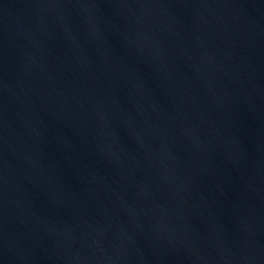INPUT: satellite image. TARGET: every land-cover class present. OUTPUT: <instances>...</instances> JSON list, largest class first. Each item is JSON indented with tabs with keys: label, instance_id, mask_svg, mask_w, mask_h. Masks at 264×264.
I'll list each match as a JSON object with an SVG mask.
<instances>
[{
	"label": "water",
	"instance_id": "95a60500",
	"mask_svg": "<svg viewBox=\"0 0 264 264\" xmlns=\"http://www.w3.org/2000/svg\"><path fill=\"white\" fill-rule=\"evenodd\" d=\"M0 264H264V0H0Z\"/></svg>",
	"mask_w": 264,
	"mask_h": 264
}]
</instances>
